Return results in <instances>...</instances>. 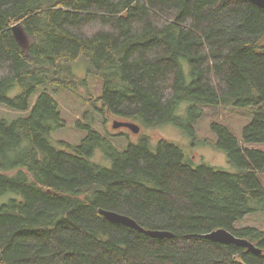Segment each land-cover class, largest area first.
I'll return each instance as SVG.
<instances>
[{"label": "trees", "instance_id": "obj_1", "mask_svg": "<svg viewBox=\"0 0 264 264\" xmlns=\"http://www.w3.org/2000/svg\"><path fill=\"white\" fill-rule=\"evenodd\" d=\"M22 30L32 38L26 49ZM86 76L102 81L94 110L77 123L86 134L55 141L65 120L54 93L75 92ZM0 104L21 114L0 117V197L19 196L0 203V264H264V230L235 227L264 206V150L248 146L264 144V8L249 0H0ZM210 105L253 113L242 142L225 123L210 125L236 171L194 166L178 143L140 134L171 124L195 137ZM93 112L136 121L137 140L121 132L120 145L95 127ZM97 151L105 163L94 161ZM102 209L173 236L112 222ZM218 228L261 252L203 237Z\"/></svg>", "mask_w": 264, "mask_h": 264}, {"label": "rangeland", "instance_id": "obj_2", "mask_svg": "<svg viewBox=\"0 0 264 264\" xmlns=\"http://www.w3.org/2000/svg\"><path fill=\"white\" fill-rule=\"evenodd\" d=\"M20 37L22 39L21 41L24 43L23 48L26 49V46L32 41V38L26 35L23 30L20 32ZM84 65L86 66L85 63ZM74 71V75L78 80L85 74L84 66H79L78 64L75 65ZM84 79H87L86 83L80 85L75 92L61 89L54 93L65 120V127L53 135L55 141L65 140L71 143H77L86 134V131L79 128L77 123L78 121H85V114L94 110L93 103L95 102L96 97L101 93L102 81L99 78L92 76H86ZM19 91V87H14L9 92V95L15 96ZM185 106L186 104L182 107L185 108ZM15 115L18 116L21 114L20 112L10 110L0 104V117H15ZM252 115L253 113L250 109H240L232 105H210L204 107L203 115L199 117L200 119L195 125V137L186 135L185 132L171 124L154 128H142L140 134L145 133L149 135L153 142L165 138L178 143V145H181L184 148L186 155L192 157L194 166L206 163L227 171H236V168L229 164L226 152L215 146L216 135L211 130L210 125L213 121L225 123L237 135L239 141L242 142V128L251 120ZM91 117H93L95 127L98 130L108 135L116 136L115 139L120 145H123L125 142L124 138H120L118 135L121 132L129 134L131 140H137V133L132 132L131 129L127 127H120V129L113 127L116 120L125 121V119L111 115L101 116L94 112L91 114ZM248 146L258 147L261 148L262 151L264 150L263 143H249ZM93 158L94 161L105 163V159L100 151H97ZM8 173L11 174L12 171H9ZM261 180L264 185V175H261ZM11 197L19 198V196L14 193H7L0 197V203ZM235 227H255L264 230V206L259 207L255 212L250 213L243 219L237 221Z\"/></svg>", "mask_w": 264, "mask_h": 264}, {"label": "water", "instance_id": "obj_3", "mask_svg": "<svg viewBox=\"0 0 264 264\" xmlns=\"http://www.w3.org/2000/svg\"><path fill=\"white\" fill-rule=\"evenodd\" d=\"M260 7L264 8V0H249ZM114 128L120 127H127L132 130V132L139 133L140 131V125H138L136 122L133 121H115L113 124ZM103 215L106 216L107 219H109L112 222L116 223H122L127 226L133 227L135 229H138L140 231L146 232L149 234V236H156V237H163V236H170L172 237L173 234L167 231L162 230H153V229H146L140 224H137V222L130 216L126 214H122L116 211L112 210H105L102 209L100 211ZM203 237H205L208 240L219 242V243H226L227 245L229 243H234L238 245H242L244 247H248L249 250L260 253L261 249H259L256 245L253 244L249 239L244 237H239L235 235L232 231L226 229V228H218L213 231H210L208 233L203 234Z\"/></svg>", "mask_w": 264, "mask_h": 264}]
</instances>
